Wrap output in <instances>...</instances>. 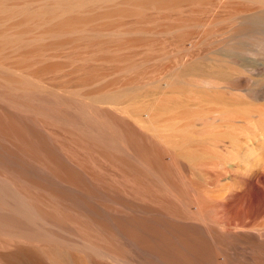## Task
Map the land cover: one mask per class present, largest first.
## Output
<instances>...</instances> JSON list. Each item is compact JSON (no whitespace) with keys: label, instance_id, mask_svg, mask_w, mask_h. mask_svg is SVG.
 <instances>
[{"label":"bare ground","instance_id":"bare-ground-1","mask_svg":"<svg viewBox=\"0 0 264 264\" xmlns=\"http://www.w3.org/2000/svg\"><path fill=\"white\" fill-rule=\"evenodd\" d=\"M10 5H0V264H264V206L244 205L264 191V83L243 79L253 68L239 58L244 41L264 48V10L195 54L186 25L167 71L131 73L91 67L105 57L83 40L86 21ZM176 19L156 31L181 28ZM207 79L212 89L197 83Z\"/></svg>","mask_w":264,"mask_h":264},{"label":"rangeland","instance_id":"rangeland-1","mask_svg":"<svg viewBox=\"0 0 264 264\" xmlns=\"http://www.w3.org/2000/svg\"><path fill=\"white\" fill-rule=\"evenodd\" d=\"M153 1H155V3H153ZM158 1L159 0H0V5L7 6L11 4L12 6L18 8H28L30 11L33 9L35 10V8L36 10L40 9V11L41 9H45L47 11L54 10L53 12L56 13L58 20H61L60 18H72V20L82 23V25H84L86 21L87 25L85 24L86 26L84 27H87L88 29L89 26L92 30L90 32L93 33H90L91 35L89 34L90 37L89 35H85L83 40L85 41L86 38L88 40L92 37L89 40L96 42L97 39L99 44L97 45V43H95V46L93 45L91 47L94 50L97 47L101 48V46H103L102 44L108 45V47L107 45H104L105 47L103 46L104 48L102 47L103 49H100L101 52L96 51L98 50L97 48L94 51L95 53L97 52L96 55L93 51H91L93 56L98 55L105 57V60L101 62L94 60L95 64L91 60V67L96 65L95 67L98 69L94 66L92 67L95 68L96 71H130L131 73L133 71H167V65H172L173 62L177 60L175 58H180L181 55H178L183 53V51H181L180 48L175 46V44L172 42L175 39V35L181 32L183 27L186 25L187 28L193 30V32H197L194 33V36L189 38L190 41H196V45L193 46L192 50H189L191 53L194 52L193 54H195L197 52L207 51L210 48L217 46L219 41H222V39L228 37L231 31L238 28V18L240 14L248 16L249 14L264 10V0H228V2L223 5V7L220 6V8L212 7L211 5L206 6L207 4H201L200 0H190V3H188V8L186 7V9L182 11L159 7ZM202 8H207L208 10L203 9V13ZM190 9L191 13H188ZM199 9L201 10L199 11ZM213 10L216 11H214L215 15L213 14ZM44 13L45 17H47L48 12ZM28 14L29 13H27V15ZM164 14H167V16L164 17ZM212 14L214 16H212ZM27 15L25 14L22 17ZM76 15L78 18H75ZM216 15L217 18L215 17ZM176 17H179L181 21H183V26L181 28L164 32L156 31L155 28H160L161 24L173 25L177 23ZM214 17V20H217L212 22L211 18L213 20ZM79 19L81 22L78 21ZM208 19L211 22L208 21ZM103 26H107L112 29H110L111 31H101V33L99 31ZM247 26L253 28V25L250 23ZM137 27L143 30L129 33L120 32L124 29H132ZM93 28L96 31H94ZM205 31H207V34ZM95 32H98L99 34ZM208 32L210 33L208 34ZM134 38L147 40L148 44L143 46L129 44L127 42ZM100 40L103 42H100ZM241 46L243 47V50L239 54L240 60L245 62L248 65V68H253V71L242 70L240 72V74L243 76L242 78L247 79L252 84H263L264 48H258L254 44L250 43V41H244ZM87 48L89 51L91 50V48ZM65 49L64 51L63 49L62 51L60 50L61 52L59 51L61 56L59 57L60 59H58L60 61L66 60L65 56H68V53H70L68 49V51ZM82 50L84 49L81 48L80 51L82 52ZM89 51H87V53ZM91 52L89 53L91 54ZM71 53V56L76 57L78 55V57H81L83 56L82 54H84L80 52L78 53L76 51H71ZM90 54L89 56L93 57ZM77 62L78 64L83 63L80 58L76 61V64ZM4 69L5 68L0 69V71H6V69ZM170 69L172 71L178 70L173 68ZM7 71L12 70L7 69ZM91 71H93V69H91ZM254 190L255 189H251V191L246 194V198H244V200H247L246 202L248 203L247 204L245 202V208H250L252 211H255L256 209L259 210L264 206V191H258V189L255 191Z\"/></svg>","mask_w":264,"mask_h":264},{"label":"clouds","instance_id":"clouds-1","mask_svg":"<svg viewBox=\"0 0 264 264\" xmlns=\"http://www.w3.org/2000/svg\"><path fill=\"white\" fill-rule=\"evenodd\" d=\"M198 85L202 86L205 89H212L215 85V82L207 79V80H199L197 81Z\"/></svg>","mask_w":264,"mask_h":264}]
</instances>
